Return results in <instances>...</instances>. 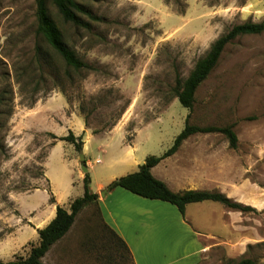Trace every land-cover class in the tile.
<instances>
[{
    "label": "rangeland",
    "instance_id": "obj_1",
    "mask_svg": "<svg viewBox=\"0 0 264 264\" xmlns=\"http://www.w3.org/2000/svg\"><path fill=\"white\" fill-rule=\"evenodd\" d=\"M77 1L100 18L90 29L63 22L52 0L47 5L67 45L90 68L75 71L59 61L62 77L53 79L35 64V45L41 43L35 1L0 0V261L26 257L38 243L30 219L47 207L52 190L62 194L64 203L83 194L79 153L49 132L61 137L68 130L78 132L82 124L95 132L83 137L89 176L137 171L147 156L162 155L184 128L189 110L174 96L176 79L187 78L214 39L231 26L264 22V0ZM188 122L232 126L236 146L216 132L193 134L191 158L197 163L182 167L181 153L154 166L155 178L171 182L191 172L192 181L201 180L195 183L200 189L221 190L217 182L231 187L243 174L264 189V32L239 35L225 46L194 95ZM128 144L134 147L131 158L124 156ZM43 172L52 189L44 186ZM206 203L188 205L185 217L171 205L179 222L173 221L174 242L163 244L159 260L196 261L190 254L191 225L226 235L219 216L223 206ZM256 214L244 212L247 232L253 227L258 234L256 244L229 254L211 250L200 264H231L244 257L264 264V211ZM80 258L85 264H133L93 204L75 216L70 231L42 262L76 264Z\"/></svg>",
    "mask_w": 264,
    "mask_h": 264
},
{
    "label": "trees",
    "instance_id": "obj_2",
    "mask_svg": "<svg viewBox=\"0 0 264 264\" xmlns=\"http://www.w3.org/2000/svg\"><path fill=\"white\" fill-rule=\"evenodd\" d=\"M34 1L36 6V33L41 40V43L38 42L35 45L33 54L35 55V64L38 69L42 71L46 68V74L51 76L53 79H61L62 76L59 74L57 68L59 61L75 71L90 68V65L76 56L75 51L67 45L64 39L63 31L48 8L47 0ZM215 1L217 0H214V2ZM175 2L179 3V0H175ZM52 4L56 8L58 15L65 23L90 29V23L100 19L98 16L93 14L88 7L77 0H52ZM176 11L179 14L184 13L183 10ZM263 32L264 22L249 20L231 26V28H229L224 34L217 36L214 39L205 56L195 62V65L187 78L182 81L177 78L175 81V85L172 89L174 96L183 107L189 110V113L186 116L184 128L178 132V135L174 138L173 144L160 156H147L144 162L138 166L137 171L114 179L108 184V189L118 186L141 197L168 202L177 207L178 212L182 216H184V207L187 204L202 201H214L222 204L227 209L234 211L244 212L252 209L249 205L242 204L228 197L224 193L214 190L191 189L174 192L170 190L163 181L155 178L150 169L161 159L173 154L179 148L182 141L188 136L196 133L216 132L226 137L231 148L236 146L237 137L232 126H198L190 124L188 122V118L194 104V95L196 94L199 85L206 79L210 71L214 68L218 59H220L225 46L239 35H258ZM84 122L85 124L88 123L86 117L84 118ZM93 133L95 132L93 131ZM49 135L53 140L58 139L71 143L77 153L82 152L84 143L82 135L75 136L71 130H68V133L61 137H57L51 132H49ZM52 144H54V141L51 142L50 146ZM82 185V196L71 201L69 204V210L56 205L55 216L44 227L36 229L38 234V243L31 247L26 257L16 256L14 259L6 262L0 261V264H44L42 262V258L49 251L51 246L69 231L74 223L75 216L84 207L90 204H97V194L90 189V176L88 172L84 173ZM49 201H54L52 196H50ZM102 224L109 232L110 236L131 258L129 249L125 242L103 221ZM231 264H254V261L249 257H244Z\"/></svg>",
    "mask_w": 264,
    "mask_h": 264
},
{
    "label": "crops",
    "instance_id": "obj_3",
    "mask_svg": "<svg viewBox=\"0 0 264 264\" xmlns=\"http://www.w3.org/2000/svg\"><path fill=\"white\" fill-rule=\"evenodd\" d=\"M73 133L75 136L82 135V138L93 134L91 130H89L84 124L79 126L78 132ZM191 136L192 135L183 140L179 148L173 154L161 159L159 162L172 159L183 153V156H185V165L183 164L182 167L188 166L191 169V162L197 163L193 157L191 158V153L193 154V148L191 149V141L193 139H191ZM84 146L85 142L83 143L82 147V152L85 156ZM133 149L134 147L131 144H128L127 149L124 150V156H126V158H131ZM206 151L211 152L210 155H213L212 150ZM96 160L98 161L96 162ZM118 160H120L121 165H125L123 159ZM95 162L99 163L100 159H95ZM85 165L87 172L89 173L91 165L86 159ZM138 166L139 165H137V167ZM153 168L154 167L151 169ZM43 173L44 176L42 182L45 184L44 186H46V188H51L53 184L51 178L49 181L45 172ZM119 174H115V172L111 173V171H109L103 176L98 177L94 176V174L91 172L90 183L94 184V189L92 188L91 190L97 194V204L95 206L98 209L100 218L125 242L129 249L133 264H176L175 261L178 257H167L159 260L158 254L163 249L162 247L165 242H170L171 245L174 242L173 221L175 220L177 223L179 222L177 211L175 208H173V206H171L172 204L168 202L141 197L118 186L108 189L107 192H105L103 195H100V192H102L105 188H108L107 185L109 184L110 180L118 178ZM80 176L83 180L84 173L80 172ZM164 182L167 187L174 192L191 189L204 190L200 189L201 186L195 184L201 182V180L192 181L191 172H188L185 177L174 179L171 182ZM224 183L226 182L224 181L221 184L218 182L216 183V185L222 186L223 189L220 190L213 188L210 190L221 193L222 190H226L224 193L225 195L230 194L229 192H233V195L235 194L233 197L236 198L238 202L249 205L252 208L249 210L252 215L264 211V189H262L260 184L256 183L255 181L245 179L243 174H241L240 178H238L236 182L231 183V187L225 186ZM52 191V198L54 201L48 202L47 207L36 216H31L32 218L30 220L33 222L35 228L44 227L55 216L56 205H59L66 210L69 209V204L73 199H68L66 204L64 203L65 199L63 198L62 194L58 195L54 190ZM234 198L232 199L235 200ZM206 202L214 201L189 203L184 207L185 212L187 210L186 207H188L190 204L203 206L204 204H207ZM219 211L221 225L226 228V235L216 233L213 235L211 232L197 229L195 226L191 225L190 254L196 256V261L193 264H200L207 253H209L211 250L215 251L217 249V251L223 252L224 254H229L241 249V247L244 245L250 244L251 246L259 241L258 234L256 231H253V227L252 231L247 232L248 228L244 224L245 211H234L227 209L225 206L220 208ZM251 220L253 221L257 219H254L253 217ZM185 230L187 231L186 228ZM152 257L155 258V261L153 262H151ZM77 260L78 262L76 264H85L87 262L84 260V258ZM93 263L100 264L98 261H96V263L94 261Z\"/></svg>",
    "mask_w": 264,
    "mask_h": 264
},
{
    "label": "water",
    "instance_id": "obj_4",
    "mask_svg": "<svg viewBox=\"0 0 264 264\" xmlns=\"http://www.w3.org/2000/svg\"><path fill=\"white\" fill-rule=\"evenodd\" d=\"M79 161H80V168L82 170L83 173H86L87 172V168H86V165H85V158H84V155L82 152L79 153ZM108 191V188H105L102 192H100V195H103L105 192Z\"/></svg>",
    "mask_w": 264,
    "mask_h": 264
},
{
    "label": "bare ground",
    "instance_id": "obj_5",
    "mask_svg": "<svg viewBox=\"0 0 264 264\" xmlns=\"http://www.w3.org/2000/svg\"><path fill=\"white\" fill-rule=\"evenodd\" d=\"M178 237H180V236H178ZM181 238V237H180ZM182 239V238H181Z\"/></svg>",
    "mask_w": 264,
    "mask_h": 264
},
{
    "label": "built area",
    "instance_id": "obj_6",
    "mask_svg": "<svg viewBox=\"0 0 264 264\" xmlns=\"http://www.w3.org/2000/svg\"><path fill=\"white\" fill-rule=\"evenodd\" d=\"M98 160H96V162H97Z\"/></svg>",
    "mask_w": 264,
    "mask_h": 264
}]
</instances>
